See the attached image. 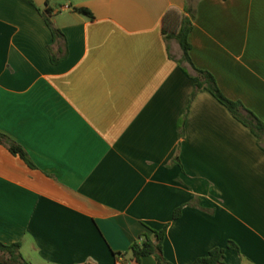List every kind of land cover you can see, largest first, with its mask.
Instances as JSON below:
<instances>
[{
	"label": "crops",
	"instance_id": "0c3cea01",
	"mask_svg": "<svg viewBox=\"0 0 264 264\" xmlns=\"http://www.w3.org/2000/svg\"><path fill=\"white\" fill-rule=\"evenodd\" d=\"M195 1L193 64L264 122V0ZM186 2L0 0V133L33 163L0 142V242L32 264H137L166 225L170 264H264V148L208 90L190 102Z\"/></svg>",
	"mask_w": 264,
	"mask_h": 264
},
{
	"label": "trees",
	"instance_id": "16d2710c",
	"mask_svg": "<svg viewBox=\"0 0 264 264\" xmlns=\"http://www.w3.org/2000/svg\"><path fill=\"white\" fill-rule=\"evenodd\" d=\"M32 3V1H31ZM40 10V9H38ZM76 11L93 18V14L90 10L84 7L75 8ZM185 15L179 20V28L176 33L170 34L169 38H175L179 43L182 50V57L180 65H188V68L183 67L184 71L196 80L194 92L191 95L190 102L194 100L196 95L202 90H208L221 104H223L233 115L235 119L241 122L258 138L260 145L264 148V122L259 119L253 112L248 110L240 101H233L227 98L221 89L219 88L214 75L208 71L198 69L193 64L190 57L191 44L189 42V35L193 29V24L196 19L197 2L195 0H187L185 7ZM46 16V23L51 29L53 42L50 46L51 60L54 64L59 63L66 57L65 51L58 49L54 50V45L59 42V39L63 37L62 31L55 26L52 21L54 11L47 9L44 14ZM168 16H175L178 18V14L175 11H170ZM191 69L192 73L188 69ZM191 104V103H190ZM184 122V120H183ZM182 122V126H183ZM0 142H7L9 150L24 159L29 165L33 166V163L28 158L27 153L22 149L17 142L8 137L5 134L0 133ZM181 215V209H177L174 213V219L179 218ZM168 225H166L160 231H153V237L143 235L142 241L135 242L131 246V253L134 262L141 264L144 257L152 256L155 258L158 264H170L163 255V241L165 238ZM154 238L157 240L155 241ZM236 246V245H235ZM225 250L221 248H215L211 250L208 255L196 259L193 264H225ZM0 264H32L30 261L24 258L21 252V244H4L0 242Z\"/></svg>",
	"mask_w": 264,
	"mask_h": 264
},
{
	"label": "built area",
	"instance_id": "2783aa9c",
	"mask_svg": "<svg viewBox=\"0 0 264 264\" xmlns=\"http://www.w3.org/2000/svg\"><path fill=\"white\" fill-rule=\"evenodd\" d=\"M117 264H126L122 260H118Z\"/></svg>",
	"mask_w": 264,
	"mask_h": 264
},
{
	"label": "rangeland",
	"instance_id": "374dc122",
	"mask_svg": "<svg viewBox=\"0 0 264 264\" xmlns=\"http://www.w3.org/2000/svg\"><path fill=\"white\" fill-rule=\"evenodd\" d=\"M171 43L173 44V43H174V41L172 40V41H171Z\"/></svg>",
	"mask_w": 264,
	"mask_h": 264
}]
</instances>
